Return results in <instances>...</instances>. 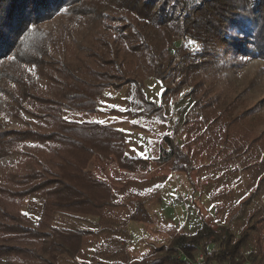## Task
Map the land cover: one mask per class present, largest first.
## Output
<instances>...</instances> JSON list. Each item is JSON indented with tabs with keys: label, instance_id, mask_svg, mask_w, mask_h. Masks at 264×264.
<instances>
[{
	"label": "trees",
	"instance_id": "obj_1",
	"mask_svg": "<svg viewBox=\"0 0 264 264\" xmlns=\"http://www.w3.org/2000/svg\"><path fill=\"white\" fill-rule=\"evenodd\" d=\"M85 1L0 0V62L26 32ZM98 1L101 12L105 0ZM116 1L123 12L116 35H66L69 25L34 35L45 52L31 48L23 57L37 75L28 68L3 77L12 87L0 85V158L15 160L0 167V264H193L197 255L204 264H264L260 230L249 225L264 206L247 207L264 190V117L252 107L236 111L256 77L236 85L234 76L243 65L236 59L264 61V0ZM89 10L79 16H97L96 7ZM177 35L201 45L191 54L178 49L180 63L167 51ZM69 46L80 47L83 65L64 61ZM149 79L163 89L159 103L145 93ZM15 84L19 93L11 92ZM177 90L183 93L173 101ZM108 92L122 93L125 110L101 105ZM126 130L143 134V154H128ZM93 155L128 174L126 183L114 190L87 171ZM167 163L181 186L198 189L212 222L194 196L184 223L161 208L151 212L163 205L158 191L148 205L136 201L125 219L113 213L125 207L118 198L133 178ZM57 213L92 217L95 228L60 226ZM130 223L145 227L138 243ZM89 238L94 252L79 261Z\"/></svg>",
	"mask_w": 264,
	"mask_h": 264
},
{
	"label": "rangeland",
	"instance_id": "obj_2",
	"mask_svg": "<svg viewBox=\"0 0 264 264\" xmlns=\"http://www.w3.org/2000/svg\"><path fill=\"white\" fill-rule=\"evenodd\" d=\"M98 0H89L85 1L84 4L78 6H65L51 18L46 21H43L37 28H33L31 31L25 33L26 36L23 38L22 42L16 49L10 52V56L5 58L0 62V85L2 87H12V85L8 84V82L3 80V77L7 75V72L12 74L22 75L24 72L22 69L26 70L29 68L30 74H35V71L32 67H26L24 63L23 54H28L30 49L36 50L39 54H44L45 49L42 47L34 46L35 40L33 38L34 35H55L56 33L63 29L65 26H68L70 32L66 31V35H107L105 38H108L109 35H116L117 30L115 28L116 25H121L120 16L123 15V12L118 9V4L116 0H105V4L103 2V9H101L97 5H100L102 1ZM115 2V5L113 4ZM97 4V5H96ZM92 7H96L97 9V16H79V14H83L84 12H89V9ZM81 8V9H78ZM121 13L119 14L118 11ZM129 15V19H130ZM84 23V25H82ZM120 23V24H119ZM132 29V28H131ZM150 35H153V32H149V30L145 31L143 28V33L147 32ZM85 40V39H84ZM83 40V41H84ZM149 42L150 39H149ZM162 45V44H161ZM167 46L168 53L173 55L176 62H181L180 55L178 54V49H182L187 53H195L196 51L201 49V45L199 42L195 41L193 38L187 35H177L174 39V44ZM160 50V46H157ZM77 46H69V53L64 56V61L70 65H75V62H78L79 65H83V52L77 51ZM169 49V50H168ZM82 50V48H81ZM9 53V52H8ZM80 53V54H79ZM79 54L78 57L81 59L76 58L75 56ZM240 57L236 59V63L243 64L237 68L235 71V84L240 85L243 82L245 77L249 78L252 76L256 77L255 84L247 91L246 94H243L238 100V106L236 107V111L241 112L242 108L252 107L251 111L257 115H261L264 117V61L258 59H247L246 62ZM14 68V71H10ZM17 72H16V70ZM20 72H19V71ZM34 75V76H35ZM23 78V77H20ZM38 81L45 83L43 79L37 78ZM34 81V80H33ZM31 78H28L27 83L31 84ZM174 84H172L173 86ZM21 85L15 84V86L11 89L13 93H19L21 91ZM162 87L160 84L154 80L149 79L145 81V93L147 97L156 103L160 102V95L162 93ZM185 90H189L187 87ZM183 92L175 91L172 95V100L177 101ZM104 103L101 105L105 108H114L117 110L124 109V100L122 93H112L108 92L105 94L103 100ZM13 124V123H12ZM264 129V126L261 127ZM126 139H127V152L130 155L136 154H143V148H141L142 143L144 142V136L140 132L126 130ZM141 144V145H140ZM99 157L95 155L92 156V161L89 167H87V171L92 172L94 176L107 181L114 190H117L122 187L123 184L120 182L117 183L116 179L120 178L123 180L129 179V177L123 172H116L114 168L106 167L107 161H105V165H102ZM15 160L14 157H3L0 158V167L11 163ZM102 160V159H101ZM105 168V170H103ZM263 176V172L259 175L261 179ZM137 177V176H135ZM165 180V182H164ZM257 180V178H256ZM262 188H264V181L261 182ZM247 186V183L245 184ZM126 190L123 194L119 195V200H121L124 204V208H119L113 210L116 216L119 218L125 219L126 216L132 211L136 201H147L149 204V198L155 195L158 191L163 196L162 200V207L161 205L158 206H149L151 212H158L161 208V213L165 218H169L173 220L176 224L184 223L187 221V214L188 218H190V211L188 206L191 204V197L194 196L196 201L199 202L201 205V211L205 214L207 218L210 219L212 222L213 214L210 213L208 209V203L202 198L200 199V194L198 189L195 187L196 191L193 194L186 186L182 185L181 182L178 181L177 178L173 177L170 172V164L167 163L160 168H155L152 170L151 173L146 175H141V177L133 178V181L124 187ZM248 188V189H247ZM245 187V190L248 192L246 196L251 194V187ZM164 194V195H163ZM180 195V196H179ZM179 196V197H177ZM185 201L184 203H182ZM243 199H247L244 198ZM250 200V204H247V207H250L254 202L258 206H264V190L261 191L260 196L256 199L252 198L251 196L248 198ZM151 202V201H150ZM152 204V203H151ZM167 205V206H165ZM264 210L261 209V214L258 216V219L251 220L249 225L253 227H257L260 230L256 236L264 244ZM212 216H210V215ZM54 221L56 224L74 228V229H82V230H93L95 228V220L92 217H81L75 215H60L57 213L54 216ZM261 221V224L260 222ZM128 231L131 236L132 242L138 243L140 240L146 237L145 227L143 225H137L134 223H130L128 225ZM254 235V238H256ZM85 242L81 252L79 253L78 260H86L88 259L92 253L94 252V243L91 238ZM163 242L157 241L154 244L158 245ZM133 260V259H132ZM132 260H129L127 264H130ZM213 261H210L209 264H212Z\"/></svg>",
	"mask_w": 264,
	"mask_h": 264
},
{
	"label": "built area",
	"instance_id": "obj_3",
	"mask_svg": "<svg viewBox=\"0 0 264 264\" xmlns=\"http://www.w3.org/2000/svg\"><path fill=\"white\" fill-rule=\"evenodd\" d=\"M109 165H113V162H111ZM121 184H125L126 180L121 179L120 180ZM193 264H204V258L202 255H197L193 261Z\"/></svg>",
	"mask_w": 264,
	"mask_h": 264
},
{
	"label": "crops",
	"instance_id": "obj_4",
	"mask_svg": "<svg viewBox=\"0 0 264 264\" xmlns=\"http://www.w3.org/2000/svg\"><path fill=\"white\" fill-rule=\"evenodd\" d=\"M97 156L99 157L98 159L101 161V159H102V157H101V155H96V158H97ZM120 172H123V171H120ZM124 173V172H123ZM126 174V173H125ZM127 176H129L128 174H126Z\"/></svg>",
	"mask_w": 264,
	"mask_h": 264
},
{
	"label": "snow or ice",
	"instance_id": "obj_5",
	"mask_svg": "<svg viewBox=\"0 0 264 264\" xmlns=\"http://www.w3.org/2000/svg\"><path fill=\"white\" fill-rule=\"evenodd\" d=\"M101 103L103 104L104 101H101ZM121 110H125V109H121ZM67 119V118H66ZM100 123H103V121H101ZM133 123H135V121H133ZM25 215H27V213H25Z\"/></svg>",
	"mask_w": 264,
	"mask_h": 264
}]
</instances>
